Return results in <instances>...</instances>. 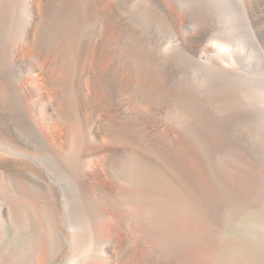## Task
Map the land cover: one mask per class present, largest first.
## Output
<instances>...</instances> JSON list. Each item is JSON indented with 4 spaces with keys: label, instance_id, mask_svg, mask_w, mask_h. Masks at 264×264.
I'll return each instance as SVG.
<instances>
[{
    "label": "bare ground",
    "instance_id": "1",
    "mask_svg": "<svg viewBox=\"0 0 264 264\" xmlns=\"http://www.w3.org/2000/svg\"><path fill=\"white\" fill-rule=\"evenodd\" d=\"M143 3L145 11L137 13L146 17L139 20L149 18V26L158 21L173 32L184 30L181 56L197 55L200 45L224 50L229 44L211 41L212 35L233 36L251 43L250 57L260 59L258 68L264 71V0ZM122 5L123 0H0V264H58L67 245L77 249L82 243L88 246L87 254H81L80 261L72 259V264H148L149 256L154 264H207L206 246L200 240L222 226L203 206L205 191L193 166L209 175V160L197 155L192 163L171 161L163 155V146L150 144L157 135L149 131L150 125L161 124L158 112L166 107L191 109L204 103L195 95L190 76L177 79L180 56L156 55L150 29L138 26L132 16L127 19ZM221 59L244 58L231 50ZM227 68L218 69L221 81L244 78ZM21 118L35 131L38 147L21 133ZM190 126L198 138L204 136V127ZM71 132L75 143L68 145ZM207 134V140L212 138ZM138 141L151 155L129 149L128 144ZM38 149L43 155L37 156ZM37 157L60 168L62 180L85 206L78 210L81 223L62 206L57 189L31 170ZM147 165L155 173L161 171L153 183L144 176ZM118 166L129 168L120 172ZM117 184L130 188L118 189ZM96 191L106 198L98 205ZM166 206L183 209L165 214ZM178 210L187 216L181 218ZM30 213L38 214L44 227L39 224L38 233L34 228L35 233L26 232L20 239L13 219H26Z\"/></svg>",
    "mask_w": 264,
    "mask_h": 264
},
{
    "label": "rangeland",
    "instance_id": "2",
    "mask_svg": "<svg viewBox=\"0 0 264 264\" xmlns=\"http://www.w3.org/2000/svg\"><path fill=\"white\" fill-rule=\"evenodd\" d=\"M125 4L130 7H127ZM144 5L145 3H143V0H123V5L121 7V10H123L122 14L125 12L127 19L130 18L129 16H132V20H135L134 22L138 24V26H142L141 24H143L144 27L146 26L144 29L147 27V30L150 29L147 33L149 32L148 34L151 35L149 36L151 37V44L153 43L152 47H155L154 50L156 55L173 53L174 55L177 54V56L181 57L182 60L180 57H176V60L179 59V62L177 61L176 63L177 79L183 81L186 79L187 75L188 77L190 76V84L193 87L195 95L201 98V102L204 103L202 106L196 105L191 109H186L184 107L177 108V112L179 113H175L177 109H172L170 106L164 109L165 112H158V116L162 121H160L161 124L158 126L154 127L153 125H150L152 127L149 128V131H152L151 133L157 135L156 139L154 138L150 144L152 146H163L165 148L163 155L168 158L170 157L169 160H173L177 163L183 164L186 161L192 163L195 161L194 158H196L197 155L206 156L209 160L210 168L212 170L209 171V175L205 173L201 166H193L194 175L197 180L200 181V185L203 187L202 189L206 192L203 194L205 195L203 206L208 210L211 218L219 222L222 226V229L219 232L209 235V238L206 237L200 240V242L204 243L206 246L207 251L204 255L206 256L207 264H264V88H262L263 90L258 88L259 82L264 83V71H262L261 68H258L262 66V62L256 57H250L252 45L246 39L242 38L236 41V38L233 36L220 39L216 35H212L213 37L210 40L219 44H232L233 46L231 45L229 47L228 45L229 48H223L224 50H220L218 47L213 50H206L202 47L203 45H200L198 48L199 53L197 55L193 52L189 56L190 59L185 58L183 55L181 56V48H184L185 46L184 33H182L184 30L178 28L173 32V30L166 28L158 21L154 22L153 25L151 24L150 27L149 24L151 21L149 18H145L146 21L144 18L143 20H139V18L146 17L144 16L146 14L137 13L145 11V9L143 10ZM133 16L135 19H133ZM141 21L144 22L145 25ZM159 21L161 20L159 19ZM151 28L153 29L151 30ZM164 28L166 29L163 30ZM160 29L165 31V33L160 31ZM152 32L155 34H151ZM176 38H179V40L177 41ZM229 38L231 44L228 43ZM232 40L235 42L232 43ZM155 44L159 46H154ZM240 44L242 45L240 46ZM231 47H235V49H231ZM231 50L232 52L235 51L236 53H240L244 59H236L233 62L221 59V55H228ZM160 52L163 53L161 54ZM219 59L220 61L218 64L214 62V60ZM181 61L183 62L180 64ZM240 63H244V66ZM253 63L255 65H253ZM182 64L183 66H181ZM178 66L181 67L179 68ZM219 68H231L234 71L238 70V75H242L244 78H241V80L237 79L238 81L234 79L232 80V78H229L226 82L221 81L220 72L218 73ZM181 69H183L184 72H182ZM215 71L216 73H214ZM191 73H193V75ZM180 76L181 78H179ZM231 83H234V87ZM238 84L240 86L238 87L239 89L237 92H231V89L235 90V87ZM228 90L230 92L229 94ZM231 93H233V95ZM238 94L241 95L239 96ZM147 105L149 104H146V106ZM146 106H144V108H146ZM149 106H147V110L150 109ZM58 108L61 109L60 106H58ZM167 110L172 112L170 113ZM217 123H219V126H214ZM190 125H198L200 128L204 127V136L198 138V132L197 135L195 134L197 130L192 131ZM19 127L21 133L36 147H38V143L41 144L34 134L35 131L25 124L22 118L19 121ZM207 132L212 134H210L212 136V138H210L212 141L210 139L207 140L209 136ZM71 133L68 135V145L75 143V141L71 139L75 137V134L72 133V135ZM128 147L130 150L136 151L138 155H151L149 151L145 150L141 141H138V144L135 143L134 145L128 144ZM68 151L70 152L69 149ZM36 152L38 153L37 156H41L44 153L43 151L41 152V150L39 152V149L36 150ZM127 168L129 167L118 166L117 170L124 172ZM131 168L136 170L134 166H131ZM31 170L36 171L37 174H41L47 184L52 185V189H57L60 198H62V206L64 208L66 207L65 210H69L70 213H73L72 217L76 219V223H81L82 216L78 213V210H85V206L76 198L73 188L70 185L68 186L65 180H62L59 173L61 171L60 168L44 158L37 157V162L32 165ZM159 171L160 170H157V173H155L152 166L147 165L146 170L143 173L144 176L146 175V178L152 182L158 180L160 177ZM130 178L133 179L132 177ZM29 184H32L31 175H29ZM161 187L165 191V184H161ZM117 188L125 190L130 187L117 184ZM95 196L97 199V205L100 201L104 199L106 200L103 193L100 191H96ZM122 202L123 201H120V199H113V203L118 204ZM178 208L183 209L181 206H166L164 207L163 212L169 214ZM178 213H180L179 216L181 218L187 216L182 210H178ZM192 217L194 218L193 220H197L196 216ZM13 220L17 225L14 233L17 234L16 236H19L18 238L23 236V238H25L26 232L35 233L34 228L37 229L38 233L40 228L39 224L44 227L43 220L38 214L35 215L30 213V216L26 219L20 218ZM37 225L38 227H36ZM66 226L67 224L64 226L61 225L60 228L65 229ZM66 232L64 230V234H66ZM86 245V243H82L79 247H76L77 249L67 245L62 251L64 254L62 252L59 253L58 264H72V259L77 261L79 259L80 261V258H83L87 254V251L85 250L88 246ZM81 254L84 256L81 257ZM148 259V264H154V257L151 258V256H149Z\"/></svg>",
    "mask_w": 264,
    "mask_h": 264
}]
</instances>
